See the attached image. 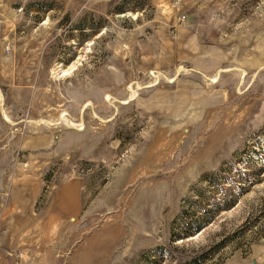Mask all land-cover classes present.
<instances>
[{
  "label": "rangeland",
  "instance_id": "obj_1",
  "mask_svg": "<svg viewBox=\"0 0 264 264\" xmlns=\"http://www.w3.org/2000/svg\"><path fill=\"white\" fill-rule=\"evenodd\" d=\"M0 95V264H264V0H0Z\"/></svg>",
  "mask_w": 264,
  "mask_h": 264
},
{
  "label": "trees",
  "instance_id": "obj_2",
  "mask_svg": "<svg viewBox=\"0 0 264 264\" xmlns=\"http://www.w3.org/2000/svg\"><path fill=\"white\" fill-rule=\"evenodd\" d=\"M263 133H264V131H263ZM196 229H197V227H196ZM191 232H193V231H188V230H186V231H180V233L176 234V236L182 237V236H185L187 234H191Z\"/></svg>",
  "mask_w": 264,
  "mask_h": 264
},
{
  "label": "bare ground",
  "instance_id": "obj_3",
  "mask_svg": "<svg viewBox=\"0 0 264 264\" xmlns=\"http://www.w3.org/2000/svg\"><path fill=\"white\" fill-rule=\"evenodd\" d=\"M0 97H1V95H0ZM3 114V113H2ZM72 190V189H71ZM68 193V192H67ZM73 193V192H72Z\"/></svg>",
  "mask_w": 264,
  "mask_h": 264
}]
</instances>
